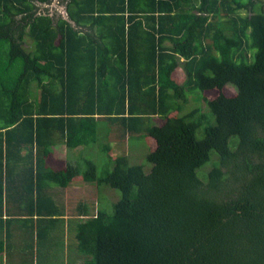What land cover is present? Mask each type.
Returning a JSON list of instances; mask_svg holds the SVG:
<instances>
[{"label":"trees","instance_id":"1","mask_svg":"<svg viewBox=\"0 0 264 264\" xmlns=\"http://www.w3.org/2000/svg\"><path fill=\"white\" fill-rule=\"evenodd\" d=\"M143 139L150 168L114 154ZM76 183L113 212L60 205ZM66 216L67 264H264L262 0H0V264H46Z\"/></svg>","mask_w":264,"mask_h":264},{"label":"rangeland","instance_id":"2","mask_svg":"<svg viewBox=\"0 0 264 264\" xmlns=\"http://www.w3.org/2000/svg\"><path fill=\"white\" fill-rule=\"evenodd\" d=\"M264 5V0H262ZM55 1L52 5V11L56 14V17L60 15L66 16L65 13V7L63 4H58ZM54 7V8H53ZM27 43H30L29 41ZM29 48V45H27ZM185 73L180 69L179 74L177 75V78L180 82L184 81ZM236 92V89L232 86L227 87L226 93L227 94H234ZM208 112V111H207ZM155 124H161L162 121L159 118H153L152 120ZM199 136H202V133L199 134ZM128 144H123L121 147L118 145L114 149V154L122 153V150H126L127 154L130 156L132 164H145L146 168H150L151 166L147 162L146 156L148 154V141L147 139H143L141 141H129L126 140ZM63 145V144H60ZM116 154V155H117ZM79 157H83L86 159L93 160L97 166L100 169H103L104 166H106V158L105 156L100 152L98 146H90L83 149V152L81 150H75L65 147H58V149L55 150V157L53 160L52 166L54 168H60L65 165V162H72L76 163ZM55 163V166H54ZM82 163V162H80ZM58 166V167H56ZM79 184L78 186H72L67 189L59 188L61 193L58 194V201L60 205L62 204H72L73 199L76 197L79 192H82V196L84 199H89L88 201L90 203H96L97 198L101 200V205H99V202L97 204V208H100L108 213L113 212V205L119 200L120 198V192L116 189H112L108 186H104L101 188V190H98L95 185L93 184H84L82 183H76ZM75 184V185H76ZM85 187V188H83ZM100 191V194H99ZM84 192V193H83ZM58 193V192H57ZM61 201V202H60ZM66 213L69 211L70 206H66ZM69 218L70 216H66L65 218L61 220V222L58 225L57 230L53 233V238H55V242H57V246L54 248L53 251L46 253L43 257L46 264H67L69 261H71V256L68 257V224H69ZM74 222V221H73ZM72 223V222H71ZM73 230V229H72ZM77 264H82V259H78Z\"/></svg>","mask_w":264,"mask_h":264},{"label":"crops","instance_id":"3","mask_svg":"<svg viewBox=\"0 0 264 264\" xmlns=\"http://www.w3.org/2000/svg\"><path fill=\"white\" fill-rule=\"evenodd\" d=\"M63 147L64 145H60V144H58L57 146H55L53 149H54V155H53V158L55 157V150L56 149H58V147ZM66 147V146H65ZM83 147H79V148H77V149H75V150H81V152H83ZM53 162H55L53 159L50 161V164H51V166H52V164H53ZM54 166H55V163H54ZM56 167H58V166H56ZM58 169V168H57Z\"/></svg>","mask_w":264,"mask_h":264}]
</instances>
